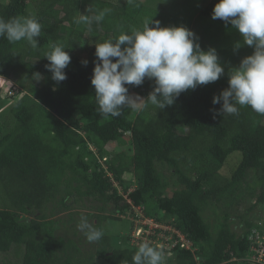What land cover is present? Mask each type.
<instances>
[{
  "label": "trees",
  "instance_id": "1",
  "mask_svg": "<svg viewBox=\"0 0 264 264\" xmlns=\"http://www.w3.org/2000/svg\"><path fill=\"white\" fill-rule=\"evenodd\" d=\"M217 2L201 10L207 20L201 47H214L228 66L238 54L245 57L253 49L242 41L239 49L229 44V33L239 32L212 19ZM105 9L109 11L96 22L97 29H88L102 42L130 32L139 24L143 6L137 0L115 5L101 0H0L5 21L34 16L42 25L36 49L26 40L10 43L0 37V76L26 93L0 112V254L12 249L21 254L14 264H132L140 244L129 246L125 240L122 246L104 234L93 251L84 254L56 234L58 221L52 218L69 210L73 198L99 204L94 226L102 231L104 221L115 219L103 216L108 210L136 217L133 208H138L144 218L181 234L194 249L181 247L172 235L173 245L165 249L173 255L166 264H248L257 224L247 216L258 206L264 210V114L237 105L238 114L215 115L222 101L214 105L212 99L228 87L225 71L215 82L182 92L163 110L149 104L139 111L126 107L119 117L101 116L91 84L98 62L95 47L85 66L76 51L83 47L87 30L73 20L83 10L95 16ZM69 17L72 20H66ZM49 32L61 34L57 42L71 56L67 79L59 83L45 67L49 62L44 54L53 44ZM220 34L223 42L217 48ZM37 72L40 81L34 80ZM128 87L144 98L152 91L145 81ZM110 145L130 149L111 155L105 149ZM234 153L239 162L224 177L220 171ZM127 175L135 183L131 191ZM236 219L243 225L239 233L231 228Z\"/></svg>",
  "mask_w": 264,
  "mask_h": 264
},
{
  "label": "clouds",
  "instance_id": "2",
  "mask_svg": "<svg viewBox=\"0 0 264 264\" xmlns=\"http://www.w3.org/2000/svg\"><path fill=\"white\" fill-rule=\"evenodd\" d=\"M107 11H99L94 17L81 14L77 22L91 24L94 19L100 23ZM212 19L231 24L240 33L243 45L253 49L251 55L241 59L239 66L229 69L228 87L213 96L214 105L222 101L215 115L238 114L237 105L249 106L256 113L264 114V0H218ZM150 23L153 26L150 27ZM41 31L42 25L34 16L12 17L7 21L0 18V37L10 43L26 40L36 49ZM242 43L236 42L235 49L241 48ZM65 49L63 43L55 42L44 54L49 62L45 67L57 83L67 79L65 69L71 56ZM95 56L98 62H94L91 84L99 113L104 117H119L126 107L139 111L149 104L163 110L173 105L182 92L215 82L225 75L214 47L204 50L193 31L184 26H161L160 21H153L152 17L145 19L142 29L122 31L115 39L95 43ZM82 63L86 66L88 61ZM33 77L40 81L42 76L37 72ZM146 78L154 81L148 96L130 94L128 86L139 87ZM9 80L12 81L0 76L1 85ZM10 89L6 92L9 98L14 97L11 91L18 99L26 94L16 92L14 87ZM77 228L89 243L99 241L104 235L84 215ZM172 255L162 243L141 242L132 256V264H166V258Z\"/></svg>",
  "mask_w": 264,
  "mask_h": 264
},
{
  "label": "rangeland",
  "instance_id": "3",
  "mask_svg": "<svg viewBox=\"0 0 264 264\" xmlns=\"http://www.w3.org/2000/svg\"><path fill=\"white\" fill-rule=\"evenodd\" d=\"M104 2H108L110 5L115 4H122L125 0H101ZM139 1L143 6V11L140 14V16L137 18L139 21V24H135V27L133 29H142L143 23L146 18L152 17V20H159L161 23V26H184L188 28L189 30L193 31L197 36L199 37V43L200 45H203L204 43V36L203 35V25L207 22L203 16H201V10L207 6L211 1L213 0H137ZM145 11V12H144ZM145 13V14H144ZM81 14L87 15L89 17H94L92 13L89 11L83 10ZM80 14V15H81ZM79 15V17H80ZM66 18V17H65ZM66 20L70 21L72 18H67ZM79 20H73L76 24ZM83 26L85 28L86 33L82 41L83 47L81 49H78L76 51V56L82 63V61L87 60L88 63L91 61V55L90 50L95 47V43H102L101 36H90V32L88 29L90 27H95L97 29L96 21L93 19L91 24H85L83 23ZM97 26V27H96ZM153 26L150 23V27ZM110 29V28H109ZM111 31V29H110ZM215 33L216 31H213ZM113 34V32H111ZM49 37L52 43L57 42L59 38H61V34L57 32H49ZM110 34V33H109ZM100 35V33H99ZM111 35V34H110ZM223 34H220L216 38L215 46L218 48V46L221 44L220 42H223ZM208 41V40H207ZM237 41H242V37L240 33H229V44L236 43ZM209 42V41H208ZM230 44V45H231ZM249 48V47H248ZM218 53V52H217ZM220 55V53H218ZM248 56V53H247ZM220 58V57H219ZM244 58L243 55L238 54V58L235 61L230 62V64H225L224 61L220 62L224 68L225 71H229L231 67H237L239 66V63L241 59ZM83 64V63H82ZM7 82L8 87L5 86V83ZM145 82L149 83V90H153L154 87V81L145 79ZM14 81H4V85H1L0 82V96L2 97L0 100V108L1 110H5L9 107L12 102H15L18 100L19 97H17L16 93H14V97L9 98L6 92L7 89L14 87L16 89V92L19 91L20 94H25L20 90V88L15 84H13ZM5 86V87H4ZM17 86V87H16ZM134 94V93H130ZM21 96V95H19ZM6 112V111H5ZM4 114V113H3ZM115 145L112 146H106L105 149L108 152H111V155H115L120 151L129 150L130 146L127 145L125 147H118L116 148ZM89 149L93 152L94 155H97V151L92 147L89 146ZM113 151V152H112ZM238 154V153H237ZM234 153L231 155L227 161L222 170L220 171V174L224 177H229L237 163L239 162V155ZM118 157L121 158V155L118 154ZM102 163L103 160H100ZM168 175V174H167ZM125 181L130 185V190H133L135 188V183L133 182V179L130 175H127L124 177ZM114 186L117 188L120 194H122V190L120 187L117 186V184L114 183ZM73 198L70 199L72 203H70V209L67 211H64L62 213L57 214L52 219L57 220L58 222L55 224V231L56 234L63 236L65 239L71 240L73 243H75L84 254H87L89 251H93L95 248L94 242L89 243L83 233L78 230L77 225L80 222V217L82 215L87 216L90 223L93 225L97 223L95 216L100 215L96 211V207H99V204L93 203L90 199H83L80 202H73ZM96 206V207H95ZM246 205L243 204L242 209L245 208ZM241 209V210H242ZM259 206L251 212L247 218L249 220H252L253 223H256L257 225L254 227L253 231V237H251L250 240H252L251 245V251L252 255L249 259L248 264H258L261 262L264 264V223L261 222L259 218H264V210H259ZM244 210V209H243ZM133 212L136 215V217H131L128 215H117L116 213L106 212L103 216H112V220H107L102 223V229L103 233L107 234L111 238H113V241L121 244L122 246L125 245L124 241L127 240L129 246H137L141 242H156V243H162L164 244L165 248H171L173 244L170 245L172 240V235L177 236L178 241L184 242V248H190V243L185 242V238L181 236L178 232L174 231L173 229H170L169 227L161 226L153 222L151 219L144 218L142 216V213L140 209L133 208ZM114 214V215H112ZM28 220V218H27ZM243 225L240 223V220L236 219L233 224H231L232 230H234L236 233H239L241 231V227ZM164 232H166L164 234ZM168 232V235H167ZM155 238L154 239H150ZM253 244H257L258 247H254ZM196 249V248H195ZM255 254V256H254ZM254 257V258H253ZM21 259V254L19 256H16L14 253V250L12 249L6 254H0V260H3L7 264H14L15 262H19ZM233 264H241L238 260H233Z\"/></svg>",
  "mask_w": 264,
  "mask_h": 264
},
{
  "label": "built area",
  "instance_id": "4",
  "mask_svg": "<svg viewBox=\"0 0 264 264\" xmlns=\"http://www.w3.org/2000/svg\"><path fill=\"white\" fill-rule=\"evenodd\" d=\"M179 243L181 244V247H184V242L183 241H179ZM254 245V247H258V245L257 244H253ZM264 247V246H263ZM188 248V247H187ZM254 256H255V254H254ZM264 257V256H263ZM254 258V257H253ZM259 263H261V262H259Z\"/></svg>",
  "mask_w": 264,
  "mask_h": 264
}]
</instances>
